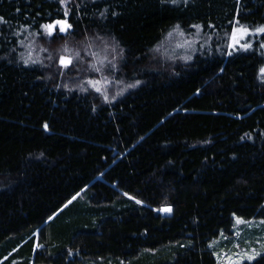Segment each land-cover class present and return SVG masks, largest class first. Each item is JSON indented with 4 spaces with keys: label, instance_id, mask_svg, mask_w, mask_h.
Returning <instances> with one entry per match:
<instances>
[{
    "label": "trees",
    "instance_id": "trees-1",
    "mask_svg": "<svg viewBox=\"0 0 264 264\" xmlns=\"http://www.w3.org/2000/svg\"><path fill=\"white\" fill-rule=\"evenodd\" d=\"M260 29L264 0H0V264H217L223 236L253 256L231 230L264 221ZM102 37L134 85L108 104L67 87L94 50L57 63Z\"/></svg>",
    "mask_w": 264,
    "mask_h": 264
},
{
    "label": "rangeland",
    "instance_id": "rangeland-1",
    "mask_svg": "<svg viewBox=\"0 0 264 264\" xmlns=\"http://www.w3.org/2000/svg\"><path fill=\"white\" fill-rule=\"evenodd\" d=\"M248 33L249 30L235 23L231 32V46H235L236 44L241 45ZM167 37L168 39L163 43V48L165 52H163L161 46H158V49H154L153 52L158 53L160 51L161 55L163 52L172 57L176 53V51L180 49L181 52L180 54H178V57L179 60L183 62L185 60L184 57L186 56L185 52L189 50L192 44L189 42H182L181 39H183L184 35L179 32H169ZM171 38L174 40V42H170L169 44H167ZM100 39H98L97 41H93L92 44H83L82 49L76 47L65 50L64 52L66 53V55L59 56L57 58V63L58 65L65 67L61 63V61L63 60L67 62L70 60L71 63L68 64L69 66L73 64L72 55L77 56L78 54H83L87 56L88 54H92V51L94 50V55L96 57L97 64L100 65V68H98V72L96 74L97 77L95 76V78H89L88 81L73 80L70 82L71 85H68L67 87L79 93L83 92V89H86V91L91 90L92 92L98 94L101 99L108 104L113 103L119 97L129 92L131 89L134 88V85L126 83L123 80L115 79L114 74H116L118 69L116 66L118 53H115L114 49L106 41L105 37H102V42H99ZM55 50L59 51L60 49ZM37 51L42 53L43 50L40 48V50H35L36 53ZM57 55H59V53ZM78 61H80V58H78ZM90 66L92 67V72L96 73L94 62H92ZM97 89H99V91H97ZM165 209L168 208L160 210V214L170 213V211H165ZM237 221H240V223H237ZM232 227L233 228L231 230V235L236 234L238 236L247 237L249 235L254 236L255 234H259L260 236H262L264 242V221L262 220H244L241 218H237L234 220ZM230 241L228 240V238H224L223 236L215 242L214 251L218 252L217 256L215 254V256L217 257V264H240L243 261L250 262L254 260V258L257 257L259 254L264 253V249H262V245L264 243L262 245H258L257 250H254L253 252L255 254L251 256L247 253L244 248L239 245L233 246L231 243H229ZM227 250L229 251L228 253L226 252Z\"/></svg>",
    "mask_w": 264,
    "mask_h": 264
},
{
    "label": "snow or ice",
    "instance_id": "snow-or-ice-1",
    "mask_svg": "<svg viewBox=\"0 0 264 264\" xmlns=\"http://www.w3.org/2000/svg\"><path fill=\"white\" fill-rule=\"evenodd\" d=\"M57 23L60 24V31H61V32H65V31H67V28L70 27L69 25L63 24V23H61V22H57ZM55 27H56L55 25H47V26H45V28H46V30L48 31V34H49V35H52L53 30L55 29ZM260 31L264 32V29H260ZM61 63H62L65 67H67L68 64L71 63V61L69 60V61L65 62V61L62 60ZM97 91H99V89H97ZM45 127H47V126L45 125ZM165 211H170V209H165ZM237 223H240V221H237Z\"/></svg>",
    "mask_w": 264,
    "mask_h": 264
},
{
    "label": "water",
    "instance_id": "water-1",
    "mask_svg": "<svg viewBox=\"0 0 264 264\" xmlns=\"http://www.w3.org/2000/svg\"><path fill=\"white\" fill-rule=\"evenodd\" d=\"M57 22H61V23H63V24H66L67 25V22L66 21H64V20H60V21H57ZM58 24V23H57Z\"/></svg>",
    "mask_w": 264,
    "mask_h": 264
}]
</instances>
